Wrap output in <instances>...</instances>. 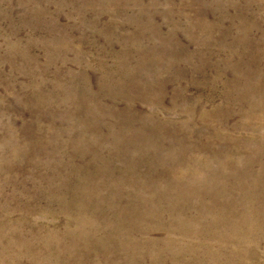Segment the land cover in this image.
Masks as SVG:
<instances>
[{
	"label": "rangeland",
	"instance_id": "obj_1",
	"mask_svg": "<svg viewBox=\"0 0 264 264\" xmlns=\"http://www.w3.org/2000/svg\"><path fill=\"white\" fill-rule=\"evenodd\" d=\"M0 264H264V0H0Z\"/></svg>",
	"mask_w": 264,
	"mask_h": 264
}]
</instances>
